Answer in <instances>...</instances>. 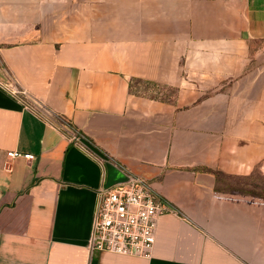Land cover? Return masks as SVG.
<instances>
[{"label": "crops", "instance_id": "1", "mask_svg": "<svg viewBox=\"0 0 264 264\" xmlns=\"http://www.w3.org/2000/svg\"><path fill=\"white\" fill-rule=\"evenodd\" d=\"M82 8L0 0V264H264V0ZM129 177L173 210L152 255L92 252Z\"/></svg>", "mask_w": 264, "mask_h": 264}, {"label": "built area", "instance_id": "2", "mask_svg": "<svg viewBox=\"0 0 264 264\" xmlns=\"http://www.w3.org/2000/svg\"><path fill=\"white\" fill-rule=\"evenodd\" d=\"M14 94L29 105L27 90L17 89ZM38 105L48 119L59 118L46 106ZM7 155L10 160L35 159L33 154L19 151H11ZM172 211L143 178L129 177L126 182L113 187H101L89 247L92 252L148 258L156 243L158 217Z\"/></svg>", "mask_w": 264, "mask_h": 264}, {"label": "trees", "instance_id": "3", "mask_svg": "<svg viewBox=\"0 0 264 264\" xmlns=\"http://www.w3.org/2000/svg\"><path fill=\"white\" fill-rule=\"evenodd\" d=\"M131 84H132V91L134 90L133 89V84H141L142 86L146 85V88L148 86V88L153 89L154 92H155V95L153 94V96L159 97L161 95V92H162V91H160V87L159 86L151 85L152 83L145 82V81H143L141 79H134V80H132ZM134 91H138V90H134Z\"/></svg>", "mask_w": 264, "mask_h": 264}, {"label": "rangeland", "instance_id": "4", "mask_svg": "<svg viewBox=\"0 0 264 264\" xmlns=\"http://www.w3.org/2000/svg\"><path fill=\"white\" fill-rule=\"evenodd\" d=\"M89 1H92V0H75L76 12L83 13L82 7H84V4L88 3ZM85 6H88V5H85ZM80 8L82 9L80 10ZM262 48H264V45L262 46ZM174 93H175V89H170V91L168 92L170 96H173Z\"/></svg>", "mask_w": 264, "mask_h": 264}]
</instances>
